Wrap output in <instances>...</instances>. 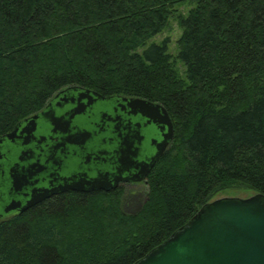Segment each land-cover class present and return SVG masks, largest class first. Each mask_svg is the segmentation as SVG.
<instances>
[{
  "label": "trees",
  "instance_id": "1",
  "mask_svg": "<svg viewBox=\"0 0 264 264\" xmlns=\"http://www.w3.org/2000/svg\"><path fill=\"white\" fill-rule=\"evenodd\" d=\"M186 1L0 0V139L69 87L161 104L175 133L145 198L72 192L0 220V264H136L219 194H264V0ZM174 17L177 57L148 46Z\"/></svg>",
  "mask_w": 264,
  "mask_h": 264
},
{
  "label": "water",
  "instance_id": "2",
  "mask_svg": "<svg viewBox=\"0 0 264 264\" xmlns=\"http://www.w3.org/2000/svg\"><path fill=\"white\" fill-rule=\"evenodd\" d=\"M83 90L85 92L80 94L78 99H72V102L77 100L83 109L90 108L96 101L104 100L103 96L96 91L85 88ZM125 101H128L126 103H128L129 109L134 114H141L143 117L148 118L150 123L159 127L163 132L160 141L157 139L153 141L155 151L152 155L141 157L140 150L135 147L136 136L120 133L118 137L121 142L116 148L117 161L120 163L117 173L112 175L98 173L88 175V171L84 177L79 179L74 175L68 180L61 179L59 185L56 186H53V180L49 184L52 185L51 187L33 189L28 194L26 188L33 185L28 184L25 190L22 188L24 183L31 180L34 175L30 172L23 177L12 170L13 173L11 174V171L9 173L10 186L7 190L10 204L0 217L16 211L26 212L57 194L69 191L83 193L110 192L115 188L118 181L127 179L132 181L144 180L170 148L174 140V125L167 109L161 104L142 99ZM77 114L80 113H75V115ZM47 115L49 114H45V116ZM37 117H34L27 126H19L18 123L11 133L0 139V159H2L1 149L6 141L15 144V140H24V142H21V146H28L31 137L34 138L33 140L36 139L33 134L36 128L35 120L39 118ZM51 122L54 127L52 132L55 135L59 131L69 134L67 142L71 145H80L75 143L77 142L76 138H82L83 142L90 140L91 133L87 131L76 134V138L70 136L68 132L69 123L63 122L62 119H51ZM20 127H22V130H20ZM25 154L27 153H24L22 157ZM22 157L14 154L12 161L17 162L11 167L17 169L22 166L21 163L24 161ZM126 167L131 171L127 170ZM44 168L47 170V167ZM72 169L74 172L77 167L74 165ZM124 170L129 176L123 175ZM18 192L25 194V205L21 201L11 198L13 194ZM136 264H264V194L256 193L247 198L224 197L208 203L187 225L175 232L167 241Z\"/></svg>",
  "mask_w": 264,
  "mask_h": 264
},
{
  "label": "flooded vegetation",
  "instance_id": "3",
  "mask_svg": "<svg viewBox=\"0 0 264 264\" xmlns=\"http://www.w3.org/2000/svg\"><path fill=\"white\" fill-rule=\"evenodd\" d=\"M84 92L85 90H83V87H69L60 90L40 112L20 122L19 126H27L34 117H39L35 120L36 128L33 134L36 139L33 140L34 138L31 137L28 146H21V142H24V140H15V144L6 141L3 144L1 149L2 159H0V216L3 215L5 208L10 204L7 190L10 186L9 173L11 171L12 174V170L23 177L27 176L30 172L34 175L31 180L24 183L22 188L25 190L28 184L33 185L32 187L28 186L29 188H26L27 192H25L28 194L29 191L33 189L38 190L51 187L52 185L49 184L53 180V186H56L57 184L59 185L61 179L68 180L74 175L79 179L84 177L85 173H88V171V175L95 173L112 175L113 173H117V168L120 166V163L117 161L116 148L121 142L118 137L120 133L123 135L130 134L136 136V140L134 141L135 147L140 150L141 157H148L153 154L155 151L153 141L154 139L160 141L163 132H161L159 127L150 123L148 118L143 117L141 114H134L132 110L129 109L128 103H126L128 101H125L141 98L105 96L98 92L103 96L104 100L96 101L90 108L83 109L80 106L81 104H78L77 100L72 102V99H78L80 94ZM77 112L80 114L75 115ZM47 113L49 115L45 116ZM51 119H62L63 122H68V132L70 136L74 138H76L80 132H90V140L83 142L82 138H76L75 140H77V142L75 143L80 144L79 146L69 144L67 142L69 134H64L59 131L55 135L52 132L54 127L52 126L53 123ZM20 130H22V127H20ZM24 153L27 154L22 157ZM14 154H17L18 157H22L24 160L21 163L22 166H19L17 169L11 167L17 162L12 161ZM74 165L77 167V170L73 172L72 168ZM44 167H47V170ZM126 169L128 170L129 168L126 167ZM129 171L131 170L129 169ZM124 172V176H129ZM151 173L152 171L142 181H132L128 179L118 181L115 184V188L110 192H95L111 193L122 191L138 192L142 194V187L148 185ZM72 192L73 191H69L54 195L38 205L54 197ZM24 195L23 192H18L13 194L11 198L21 201L23 205H25L26 199ZM23 213L16 211L0 217V220Z\"/></svg>",
  "mask_w": 264,
  "mask_h": 264
},
{
  "label": "rangeland",
  "instance_id": "4",
  "mask_svg": "<svg viewBox=\"0 0 264 264\" xmlns=\"http://www.w3.org/2000/svg\"><path fill=\"white\" fill-rule=\"evenodd\" d=\"M195 6H196V1H194V0L186 1L181 6H179L177 13H178V15H186L188 13V11H190ZM181 34H182V30L179 26L178 19H177V17H174L170 20L167 28L160 35H158L155 39H153L148 44V46L150 47V45L152 43L161 44L162 42L167 40L168 41V52L170 54L174 55L175 57H177L178 52H179L178 40L181 37ZM177 69H178L179 73L182 76H184V74L186 72V67L184 66V64L180 60H178V62H177ZM138 189H141V188H138ZM147 189H148L147 186L142 187V195L144 196V198L146 197L145 194L147 192ZM251 195H253V192L248 191V190L231 189V190H228V191H225V192L219 194L214 200L219 199V198H224V197L247 198V197H250ZM112 226H115V224L113 223Z\"/></svg>",
  "mask_w": 264,
  "mask_h": 264
}]
</instances>
